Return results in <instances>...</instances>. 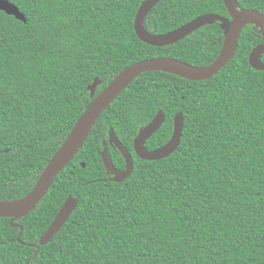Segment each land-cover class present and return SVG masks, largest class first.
<instances>
[{"label": "trees", "instance_id": "16d2710c", "mask_svg": "<svg viewBox=\"0 0 264 264\" xmlns=\"http://www.w3.org/2000/svg\"><path fill=\"white\" fill-rule=\"evenodd\" d=\"M26 21L0 9V199L26 196L94 97L127 66L173 57L212 63L224 41L219 21L169 45L141 40L135 17L144 0H9ZM264 14V0H237ZM206 13L230 17L225 0H160L145 29L164 34ZM264 38L247 24L233 58L213 77L161 70L140 74L107 106L87 140L34 210L11 224L0 217V264H264V70L251 66ZM264 60V54L262 56ZM158 110L150 150L183 133L169 156L147 160L134 149ZM114 129L134 168L109 143ZM84 164V166H83ZM68 196L79 201L46 244L39 239ZM15 225V226H14ZM23 227L20 241V227Z\"/></svg>", "mask_w": 264, "mask_h": 264}, {"label": "water", "instance_id": "95a60500", "mask_svg": "<svg viewBox=\"0 0 264 264\" xmlns=\"http://www.w3.org/2000/svg\"><path fill=\"white\" fill-rule=\"evenodd\" d=\"M159 1L160 0H144L140 5L134 23L135 31L139 38L155 46L169 45L185 38L203 25L219 21L225 34L223 45L216 59L205 66H196L173 57L144 59L124 68L98 95L95 96L98 85L102 83V80L96 78L88 87L90 96L94 97L92 102L86 107L63 144L50 159L33 189L26 196L17 200L0 199V217L11 218V224L13 225L14 221L28 215L35 209L39 201L48 192L56 176L70 163L84 145L93 126L104 109L140 74L150 70H161L194 80L211 78L233 58L238 48L242 31L247 24L252 23L257 26L264 38V14L257 9L239 8L237 0H225L230 17L215 13H206L197 16L181 27L167 33L152 34L145 29L144 19ZM0 9L8 14L14 15L18 19L26 21L25 15L9 0H0ZM263 54L264 42L256 45L250 53L249 62L253 68L264 70ZM164 120V112L158 110L155 117L148 124L139 129L134 139V149L139 157L147 160H156L167 157L176 150L183 133L184 118L182 112H178L174 117V129L168 142L152 150L146 147V141L161 127ZM109 143L120 150L125 158L126 165L124 169H119L115 166L106 143H104L102 151L104 165L112 175V180L122 181L129 177L133 171L134 163L132 155L122 144L114 129H110ZM78 201V197H67L47 230L41 235L39 239L41 245L46 244L61 229L76 208ZM19 227L20 234L18 240L20 241L23 227Z\"/></svg>", "mask_w": 264, "mask_h": 264}]
</instances>
